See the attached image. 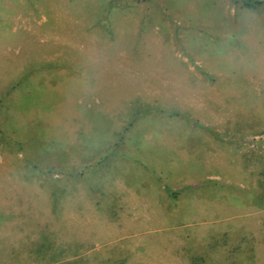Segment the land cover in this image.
Instances as JSON below:
<instances>
[{
	"label": "rangeland",
	"instance_id": "rangeland-1",
	"mask_svg": "<svg viewBox=\"0 0 264 264\" xmlns=\"http://www.w3.org/2000/svg\"><path fill=\"white\" fill-rule=\"evenodd\" d=\"M262 187L264 0H0V264H264Z\"/></svg>",
	"mask_w": 264,
	"mask_h": 264
},
{
	"label": "trees",
	"instance_id": "trees-1",
	"mask_svg": "<svg viewBox=\"0 0 264 264\" xmlns=\"http://www.w3.org/2000/svg\"><path fill=\"white\" fill-rule=\"evenodd\" d=\"M255 2H258L259 0H254ZM246 3V2H245ZM247 4V3H246ZM249 4V3H248ZM250 5V4H249ZM262 190H263V192H262V195H264V187H262ZM196 257V259H194V261H198L197 260V256H195ZM199 261H201V260H199ZM202 263H203V261H202Z\"/></svg>",
	"mask_w": 264,
	"mask_h": 264
}]
</instances>
